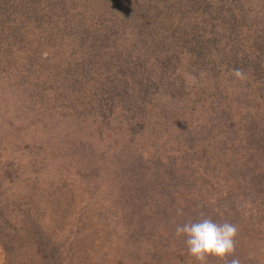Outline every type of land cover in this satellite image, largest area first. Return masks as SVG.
Listing matches in <instances>:
<instances>
[{"label":"rangeland","instance_id":"obj_1","mask_svg":"<svg viewBox=\"0 0 264 264\" xmlns=\"http://www.w3.org/2000/svg\"><path fill=\"white\" fill-rule=\"evenodd\" d=\"M261 138L264 0H0V264H197Z\"/></svg>","mask_w":264,"mask_h":264},{"label":"trees","instance_id":"obj_2","mask_svg":"<svg viewBox=\"0 0 264 264\" xmlns=\"http://www.w3.org/2000/svg\"><path fill=\"white\" fill-rule=\"evenodd\" d=\"M222 107V106H221ZM220 108H218V111ZM222 114V113H221ZM248 118L237 120L230 116L228 113L227 117L222 116L220 122L216 124L217 128L221 130L225 129V134L221 139L224 141V149L226 142L228 143V151L237 152L238 150H231V145L229 142L232 140L233 132L236 130V133L242 134L249 132L247 125ZM230 123H233L235 127L229 126ZM243 140V138H242ZM264 139L261 138L258 140L254 146V150L249 153H244L239 148V152L235 154L238 157V160L232 159L234 165L233 168H230L228 177H232L233 190L230 189V195L232 197L228 198L223 202L225 210L227 208H232L235 213H242L240 215V221L245 220L243 211H247L248 215H251L255 220L264 221V168L260 167L264 165ZM239 146V143L237 144ZM226 197L228 195L226 194ZM248 205L251 209H246ZM210 217L214 222L220 223L218 219H222L221 213L211 214L208 211H201L195 214L194 222L198 221L197 217ZM203 218H200V220ZM186 223L188 218L183 219ZM223 221V220H222ZM239 221V222H240ZM231 223V222H230ZM177 225H182V223L177 222ZM238 228V224L232 222ZM263 232V233H261ZM261 232L255 231L251 225L242 224L238 228V233L243 236V242H240L241 250L236 246L234 257L238 258L241 264H264V229Z\"/></svg>","mask_w":264,"mask_h":264},{"label":"clouds","instance_id":"obj_3","mask_svg":"<svg viewBox=\"0 0 264 264\" xmlns=\"http://www.w3.org/2000/svg\"><path fill=\"white\" fill-rule=\"evenodd\" d=\"M234 75L243 79L242 70H235ZM176 237L184 238L188 253L197 264H209V258L222 261L223 264H240L238 258H232L236 249L238 228L235 224L225 221L216 223L210 217L177 225Z\"/></svg>","mask_w":264,"mask_h":264}]
</instances>
